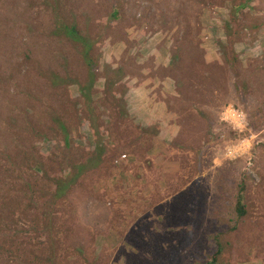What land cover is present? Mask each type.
Returning a JSON list of instances; mask_svg holds the SVG:
<instances>
[{"label": "rangeland", "instance_id": "374dc122", "mask_svg": "<svg viewBox=\"0 0 264 264\" xmlns=\"http://www.w3.org/2000/svg\"><path fill=\"white\" fill-rule=\"evenodd\" d=\"M217 240L264 264V0H0V264H195Z\"/></svg>", "mask_w": 264, "mask_h": 264}, {"label": "trees", "instance_id": "16d2710c", "mask_svg": "<svg viewBox=\"0 0 264 264\" xmlns=\"http://www.w3.org/2000/svg\"><path fill=\"white\" fill-rule=\"evenodd\" d=\"M56 29L63 32L67 39H70L71 41H74V42L81 43L83 50H84V55L88 57V63L91 62L90 61L91 60L90 51L92 50L93 45H92V43H90L88 40H86L81 35L79 28L76 24H74V23L63 24L59 21V22H57ZM181 61H182V55H180V51L177 49L174 53H172V62L173 63H172L171 69H173V70L177 69V70L181 71L182 66H183L182 64H180ZM116 72L120 76L123 75L121 68L116 69ZM177 81H178V78H177ZM114 82L115 81H113L111 83V85H113ZM89 87L82 89L83 94L87 92V89ZM87 102H88V105L90 104V106H92L93 102L90 99V97H88ZM54 120L56 121L55 118H54ZM60 126L63 128V130H67L65 123L61 122ZM66 143H68V134H66ZM35 166H37V165H35ZM34 169H35V167H34ZM62 184H68V180L63 181ZM62 188L64 189L65 186L63 185ZM63 189H62V191H63ZM244 192H245V186L242 185V187L238 193V196H237V202H236V208H235L237 211L238 217L240 219H242L247 214V209H246V205H245V193ZM222 251H223V246L217 240V249H216L215 253L212 255V257L206 261L197 262L195 264H228V263L224 262L223 260H221V258H220L222 255Z\"/></svg>", "mask_w": 264, "mask_h": 264}]
</instances>
